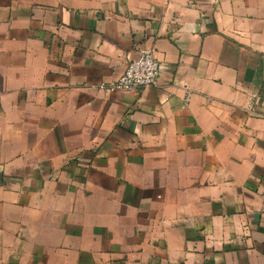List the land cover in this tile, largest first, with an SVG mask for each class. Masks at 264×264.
<instances>
[{"label":"crops","instance_id":"crops-1","mask_svg":"<svg viewBox=\"0 0 264 264\" xmlns=\"http://www.w3.org/2000/svg\"><path fill=\"white\" fill-rule=\"evenodd\" d=\"M0 264H264V0H0Z\"/></svg>","mask_w":264,"mask_h":264},{"label":"built area","instance_id":"built-area-1","mask_svg":"<svg viewBox=\"0 0 264 264\" xmlns=\"http://www.w3.org/2000/svg\"><path fill=\"white\" fill-rule=\"evenodd\" d=\"M162 65L155 57L152 49L142 50L138 56L130 60L123 73L108 84L107 89L128 91L138 87L156 85L161 75Z\"/></svg>","mask_w":264,"mask_h":264}]
</instances>
